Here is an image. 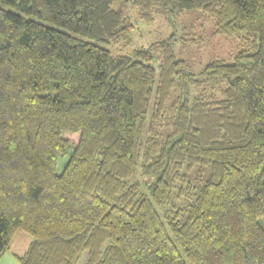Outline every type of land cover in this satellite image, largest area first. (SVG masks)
<instances>
[{
	"label": "trees",
	"instance_id": "16d2710c",
	"mask_svg": "<svg viewBox=\"0 0 264 264\" xmlns=\"http://www.w3.org/2000/svg\"><path fill=\"white\" fill-rule=\"evenodd\" d=\"M115 1L0 0V258L264 264V0H121L238 43L197 74L173 35L92 43L130 42Z\"/></svg>",
	"mask_w": 264,
	"mask_h": 264
},
{
	"label": "rangeland",
	"instance_id": "374dc122",
	"mask_svg": "<svg viewBox=\"0 0 264 264\" xmlns=\"http://www.w3.org/2000/svg\"><path fill=\"white\" fill-rule=\"evenodd\" d=\"M112 8L122 11L133 25L128 44L115 45L91 41L107 49L112 55L129 54L133 49L146 48L173 35L176 39L173 48L175 57L183 60L191 73L197 74L213 59L232 63L235 54L240 50L236 41L214 33L213 22L198 11L186 12L172 22L170 19L156 17L151 23L146 24L138 19L136 10L129 3L117 0L112 4ZM25 18L38 20L31 16ZM195 94V90L191 89V96ZM61 167L62 165H59V171ZM30 240L24 232L16 231L8 249L0 258V264H17V258L24 254ZM85 257L86 254H83L80 261L84 262Z\"/></svg>",
	"mask_w": 264,
	"mask_h": 264
},
{
	"label": "crops",
	"instance_id": "0c3cea01",
	"mask_svg": "<svg viewBox=\"0 0 264 264\" xmlns=\"http://www.w3.org/2000/svg\"><path fill=\"white\" fill-rule=\"evenodd\" d=\"M82 263H83V261H80V260H79V262H78L77 264H82Z\"/></svg>",
	"mask_w": 264,
	"mask_h": 264
}]
</instances>
